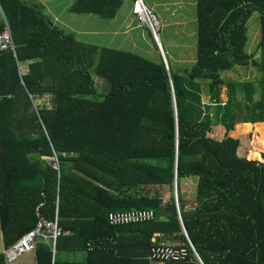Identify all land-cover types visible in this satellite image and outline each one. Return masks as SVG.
I'll return each mask as SVG.
<instances>
[{"label": "trees", "instance_id": "obj_1", "mask_svg": "<svg viewBox=\"0 0 264 264\" xmlns=\"http://www.w3.org/2000/svg\"><path fill=\"white\" fill-rule=\"evenodd\" d=\"M123 2L73 0L69 12L112 20ZM0 4L14 43L0 52L6 247L35 225L43 201L41 214L52 218L57 206L68 233L56 239L54 252L38 240L34 264H153L157 243L188 251L186 260L163 264H198L188 242L202 264H264V139L257 149L251 139L253 128L264 134V0H197L196 61L178 68L166 57L168 70L159 53L152 61L79 41L37 1ZM253 12H259V40L249 51ZM249 66L256 84L240 90L224 78ZM95 76L104 80L102 90ZM44 97L51 107L38 103ZM62 151L73 155L61 157ZM54 153L59 171L51 166ZM190 177L193 205L178 194ZM175 181L176 200L163 199L157 189L173 190ZM132 209L152 210L154 218L108 222L110 212ZM103 237L115 241L111 248L86 249ZM77 253L83 257H69ZM0 264H8L3 254Z\"/></svg>", "mask_w": 264, "mask_h": 264}, {"label": "rangeland", "instance_id": "obj_2", "mask_svg": "<svg viewBox=\"0 0 264 264\" xmlns=\"http://www.w3.org/2000/svg\"><path fill=\"white\" fill-rule=\"evenodd\" d=\"M49 5H52L55 3L54 0H47ZM159 1V0H158ZM177 2L181 1L180 4H177L171 8H168L167 10H173L176 9L181 10L182 16L179 18H185L187 20V24L183 25L182 23H178L181 20H178L176 22L175 18L169 19L168 17H165L164 14L160 12L158 5L155 9H152V12L155 13L157 21L159 23V28L157 29L158 38L160 40V44L162 47V50L165 54V58L167 57L168 62L170 65L174 66L176 65L178 68H186L193 65L196 61V53H197V16H196V3L197 0H175ZM67 0H64L62 5L59 7V10L64 9V6L67 5ZM155 0H145V5L148 8H151V5H154ZM68 6V5H67ZM155 6V5H154ZM66 11V7L65 10ZM64 11L62 12L64 14ZM68 11V10H67ZM164 11V13L169 12ZM132 13V12H131ZM72 16L69 12H66V16ZM133 14L130 16L131 22L133 21ZM74 17V16H73ZM77 17V16H75ZM79 17V16H78ZM93 17V16H92ZM135 17V16H134ZM66 18V17H65ZM80 17L76 19L75 25H77L78 29L82 28V24L80 22ZM83 19V18H82ZM97 23H86V28H94V30H101L103 28V23H106L105 20L96 18ZM136 19V18H135ZM134 19V20H135ZM136 22L133 23L131 27L126 29L128 32L124 34L123 32H120L119 40H115L112 42H105L102 41L103 39L100 38L99 41L96 39L98 36H92L88 37L89 39H93L94 41H89L92 44H99L102 46L122 49V50H130L135 53L140 54V56L156 61V53H159V50L157 49V46L153 43L151 37L149 36L148 32L151 33L150 29L146 25H141L140 22L136 19ZM178 23V24H177ZM247 27H248V50L252 51L255 46L257 45V42L259 40V12H253V14L249 17L247 21ZM132 28V29H131ZM118 39V37H115ZM78 40H83L81 36H77ZM86 42V41H84ZM110 44V45H108ZM256 59L259 58V51L256 53L255 56ZM224 78L228 81H233L237 83L239 89L241 90V84L250 82L256 84L257 79V71L252 67H236L231 72H226L224 74ZM96 85L100 90L103 88L104 80L100 79L99 77L95 76ZM220 97L223 102L227 100L226 95V88L222 87ZM203 102H208L207 97L202 98ZM40 105L44 103V105H47L48 107H51L52 104L48 103L47 100L44 98L41 101L38 102ZM248 130H251V127L248 128ZM256 132L252 135V141L254 143L255 148H260L261 146V140L264 139V134H260L258 132V128H253L252 132ZM261 135V136H260ZM237 136L242 137L241 133H238ZM249 139V138H248ZM241 139V144H242ZM195 184H196V178L190 177L186 179L181 180V188L179 192L177 191V186L174 187L173 190L162 187L160 189H157V191L161 194L163 199L168 200L170 196H177L178 194L182 197L183 200L187 201L190 205H193V202L195 201ZM175 199V198H174ZM32 255L29 253H26L23 257H31ZM20 262V261H19ZM153 264H163L160 262L153 263Z\"/></svg>", "mask_w": 264, "mask_h": 264}, {"label": "built area", "instance_id": "obj_3", "mask_svg": "<svg viewBox=\"0 0 264 264\" xmlns=\"http://www.w3.org/2000/svg\"><path fill=\"white\" fill-rule=\"evenodd\" d=\"M1 5V4H0ZM132 13L135 18L140 22L141 25H146L150 31L158 38L157 29L159 28V23L155 14L145 5L144 0H135ZM0 19L3 23V28L0 31V52L13 49L14 43L10 31L9 24L3 14L0 6ZM49 103V98L44 97ZM43 98V99H44ZM61 157L72 156L73 153H65L62 151L60 153ZM51 166L59 171L58 155L53 154ZM43 205V201L35 208L36 222L35 225L24 233L14 244L10 246H5L2 231L0 229V254H3L6 258L8 264L15 263L22 255L26 253H35V248L38 240H43L51 244L52 251H55L56 239L62 233H68V231L63 232L61 226L58 223V208L56 206L54 210V215L52 218H47L41 214L40 208ZM108 222L111 225H122V224H133L142 223L153 220L154 212L152 210H141L132 209L128 211H116L110 212L108 214ZM114 240L110 237H103L97 240H90L86 243V249L93 248H111L114 244ZM191 252L193 253L198 264H202L200 258L195 253L193 246L188 242ZM188 257V251L186 248L175 247L165 243H157L151 248L150 260L155 262L163 263L165 261H183Z\"/></svg>", "mask_w": 264, "mask_h": 264}, {"label": "crops", "instance_id": "obj_4", "mask_svg": "<svg viewBox=\"0 0 264 264\" xmlns=\"http://www.w3.org/2000/svg\"><path fill=\"white\" fill-rule=\"evenodd\" d=\"M26 1H37V2L41 3L42 6L44 7L45 14H47L51 17L54 24H56L57 26H60L65 31V33L74 34L76 38H77V36H81L83 39V40H81V42H83V43H90L89 41H94L93 39L88 38V37H92V36L93 37L98 36V38L96 39L97 41H99L100 38L103 39L102 41H105L107 43L115 41V40L117 41V40H119L120 32H123L124 34H126L128 32L126 29L131 27L133 25V23L136 22L135 21L136 19L134 16H133V21L131 22V20H130V16H131V14H133V13H131L132 7H133V2L130 0H124L123 5L121 6V8L116 13V16L112 20H105L106 23H103L104 24L103 28L99 31L94 30V28H86V23H88V24L97 23L96 20H98V19H95V17L98 18L97 16H94V15H75V14H71L69 12V7L71 6L73 0H67L68 6L65 5L64 9L62 10V12H63L65 10V7H66V11H64V14L61 12V10H59V7L62 5L64 0H54L55 3L52 5H49L50 3H48L47 0H26ZM154 3H156V4H154L155 6L151 5V8H149L151 11H152V9H155L158 5H160L159 6L160 12L162 14H164L165 17H168V18L170 17L169 19L175 18L176 22L178 20H181V22L179 21L178 23H182L183 25L187 24V20L185 19L186 17L182 18V19L179 18V16L180 17L182 16L181 10H178V11L176 9L169 10V11L167 10L168 8H171L177 4H180L181 1L177 2L175 0H159V1L155 0ZM164 11H166V12L168 11L169 13L168 14L164 13ZM66 12H69L72 16H70V15L66 16ZM75 16H77V17H75ZM78 16L81 18L80 22L82 24V28H80V29H78L77 25H75L76 19L79 18ZM116 36L118 37V39L115 38ZM84 41H86V42H84ZM90 44H92V43H90ZM108 45H110V44H108ZM100 46H102V45H100ZM29 254H31L32 256L31 257H23L25 255L24 254V255H22V257L20 259H18L15 263H12V264H34V262H35L34 254L33 253H29ZM69 257L71 259L79 260L83 257V253L69 254Z\"/></svg>", "mask_w": 264, "mask_h": 264}, {"label": "water", "instance_id": "obj_5", "mask_svg": "<svg viewBox=\"0 0 264 264\" xmlns=\"http://www.w3.org/2000/svg\"><path fill=\"white\" fill-rule=\"evenodd\" d=\"M152 37H153V40H154V42H155V44L157 46V49L159 50L160 57H161L164 65L166 67V70H168L167 61H166L165 54H164V52L162 50V47H161V44H160V40H159V38L155 37V35L153 33H152ZM174 187H176V181L174 182ZM174 198L176 200L175 195H174ZM157 240H158V238H157Z\"/></svg>", "mask_w": 264, "mask_h": 264}]
</instances>
